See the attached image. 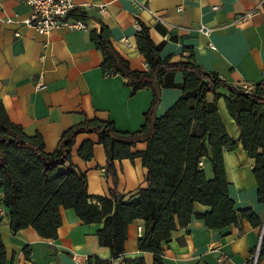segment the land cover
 Returning a JSON list of instances; mask_svg holds the SVG:
<instances>
[{
    "label": "crops",
    "instance_id": "0c3cea01",
    "mask_svg": "<svg viewBox=\"0 0 264 264\" xmlns=\"http://www.w3.org/2000/svg\"><path fill=\"white\" fill-rule=\"evenodd\" d=\"M214 5L217 10H213ZM77 9L88 16L85 30L38 34L24 24L30 10L23 0H0V102L10 121L26 135H41L47 153L55 150L65 130L87 119L111 120L118 130L130 132L144 123L152 93L142 89L132 94L121 75L102 72L101 53L89 40V32L97 28L98 21L109 28L113 46L132 70H148L135 39L141 22L159 46L162 58L188 61L187 50H191L197 65L229 84H256L263 80L264 4L255 0H77ZM248 12L251 15L244 17ZM182 82L179 71L164 76L153 111L155 117L162 116L181 96ZM220 91L216 102L219 117L228 136L238 140L239 128L225 107L226 91ZM206 99L212 102L213 94L207 93ZM84 141L93 143L89 161L77 154ZM144 149L145 143H137L132 152ZM223 157L234 209L251 208L264 220V203L257 201L252 174L253 159L240 142L235 150L224 151ZM71 162L75 170L86 174L92 202H96L94 197H110L114 191L129 201L146 185V169L140 158L115 160L114 183L105 172L104 148L94 133L76 136ZM203 169L211 178L208 161H204ZM207 211V206H194L195 214ZM0 212L7 264H77L78 260L87 264L88 257L111 258L109 248L99 245L96 235L102 224H84L72 209H61L62 221L55 239H43L31 227L12 232L1 188ZM143 231L142 219L128 225L122 258H143L145 264H153L152 255L137 247ZM262 233L263 228H254L246 220L239 226L210 229L193 215L185 228L172 231L171 240L164 247L163 262L253 264L249 258ZM24 248L29 250L28 258ZM113 264L124 263L115 259ZM255 264H264V251Z\"/></svg>",
    "mask_w": 264,
    "mask_h": 264
},
{
    "label": "trees",
    "instance_id": "16d2710c",
    "mask_svg": "<svg viewBox=\"0 0 264 264\" xmlns=\"http://www.w3.org/2000/svg\"><path fill=\"white\" fill-rule=\"evenodd\" d=\"M72 17L85 21V12L76 9ZM135 34L139 53L148 70L135 71L115 49L109 28L98 21L89 32V40L100 51V68L104 74H119L126 80L131 93L148 89L152 93L144 123L137 131H120L111 120H84L65 130L55 150L47 153L40 134L26 135L19 125L12 123L0 102V188L2 202L7 208L12 232L31 227L43 239H55L61 225V209H72L84 223H100L97 230L99 245L110 250L111 258L88 257L87 264H113L122 258L127 227L136 219L144 221V231L137 241L140 252L150 253L153 264H164V247L177 227L185 228L193 215L202 219L210 229L230 225L239 226L246 220L254 228H263L258 257L264 251V220L251 208L235 210L228 191L224 166V151H233L240 142L253 159L252 174L257 187V201L264 203V88L261 82L253 90L244 91L229 84L218 74L203 70L196 64L193 52L188 61L172 62L162 58L149 29L138 22ZM182 74L181 96L160 117L153 111L159 101L163 78L167 73ZM227 92L225 107L239 128L238 140L230 138L219 117V91ZM212 93L214 100L207 101ZM81 133H94L104 148L105 172L116 183L115 160L140 158L146 169L145 187L136 197L125 201L112 192L110 197L88 193L85 173L74 169L71 148ZM137 143L145 149L132 152ZM84 161L93 157V143L84 141L77 150ZM204 161L211 165V178L203 169ZM69 164L65 167L66 164ZM209 207L203 214H195L194 206ZM2 215L0 213V225ZM25 257L29 250L24 248ZM124 264H145L143 258L124 259ZM0 264H7L5 246L0 235Z\"/></svg>",
    "mask_w": 264,
    "mask_h": 264
},
{
    "label": "built area",
    "instance_id": "2783aa9c",
    "mask_svg": "<svg viewBox=\"0 0 264 264\" xmlns=\"http://www.w3.org/2000/svg\"><path fill=\"white\" fill-rule=\"evenodd\" d=\"M255 1L259 5L264 4V0ZM23 2L30 10L29 16L24 21V24L31 27L38 34H49L55 30L74 31L86 29L85 21L71 16L77 9V0H23ZM212 8L213 10H217L218 6L214 5ZM249 15H251V12L245 14L244 17ZM15 35L19 36V33L16 32ZM239 86L246 92H250L254 88V84L250 83H244ZM261 87L264 88V74ZM260 244L261 239L255 252L249 258L253 264L256 263ZM117 260L121 262L122 258L119 257ZM77 264L86 263L78 260Z\"/></svg>",
    "mask_w": 264,
    "mask_h": 264
},
{
    "label": "rangeland",
    "instance_id": "374dc122",
    "mask_svg": "<svg viewBox=\"0 0 264 264\" xmlns=\"http://www.w3.org/2000/svg\"><path fill=\"white\" fill-rule=\"evenodd\" d=\"M221 92V91H220ZM223 93V92H222ZM225 95H227V92L225 93Z\"/></svg>",
    "mask_w": 264,
    "mask_h": 264
}]
</instances>
